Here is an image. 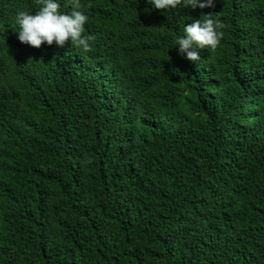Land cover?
Returning a JSON list of instances; mask_svg holds the SVG:
<instances>
[{
    "label": "trees",
    "instance_id": "16d2710c",
    "mask_svg": "<svg viewBox=\"0 0 264 264\" xmlns=\"http://www.w3.org/2000/svg\"><path fill=\"white\" fill-rule=\"evenodd\" d=\"M80 3L90 52L21 43L40 5L0 0V264H264V0Z\"/></svg>",
    "mask_w": 264,
    "mask_h": 264
},
{
    "label": "clouds",
    "instance_id": "9594fccd",
    "mask_svg": "<svg viewBox=\"0 0 264 264\" xmlns=\"http://www.w3.org/2000/svg\"><path fill=\"white\" fill-rule=\"evenodd\" d=\"M72 11L70 14L60 12L57 0H37L40 5L35 14L19 11L16 23L19 25L18 40L33 48L39 49L47 44L63 48L67 42L82 49L84 52L92 51L94 35H85V24L88 16L81 9L80 0H69ZM157 10L177 9L181 5L193 8H215L216 0H148ZM203 19H196L184 27L183 37L179 38L178 55L190 62H198L201 57L197 49H207L215 52L223 38L224 25L217 18H212V13L202 14ZM170 59V57H168Z\"/></svg>",
    "mask_w": 264,
    "mask_h": 264
}]
</instances>
